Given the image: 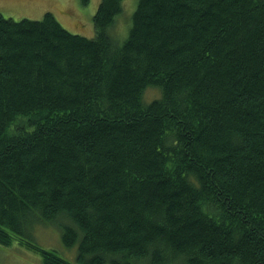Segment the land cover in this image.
Segmentation results:
<instances>
[{"label":"trees","instance_id":"obj_1","mask_svg":"<svg viewBox=\"0 0 264 264\" xmlns=\"http://www.w3.org/2000/svg\"><path fill=\"white\" fill-rule=\"evenodd\" d=\"M123 1L92 37L0 12V242L60 216L44 264H264V0H137L120 40Z\"/></svg>","mask_w":264,"mask_h":264},{"label":"rangeland","instance_id":"obj_2","mask_svg":"<svg viewBox=\"0 0 264 264\" xmlns=\"http://www.w3.org/2000/svg\"><path fill=\"white\" fill-rule=\"evenodd\" d=\"M100 0H0V12L13 19L18 18H41L44 13L50 11L57 20L70 32L92 37V16ZM137 0H124L122 13L114 24L113 35L122 40L128 31L131 14L135 9ZM155 90H147L146 96L150 97ZM67 221L64 217L54 220H36L26 226L25 235H11L7 243L0 242V264H44L43 256L35 251L24 240L29 239L35 244L53 249L62 255L67 261L75 263L77 242L70 247L66 246L61 239V223ZM23 240V241H21ZM138 264H146L140 262ZM174 264V263H172Z\"/></svg>","mask_w":264,"mask_h":264}]
</instances>
